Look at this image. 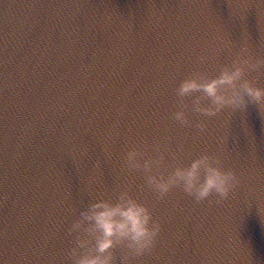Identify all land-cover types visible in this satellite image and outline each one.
<instances>
[{"label": "water", "instance_id": "95a60500", "mask_svg": "<svg viewBox=\"0 0 264 264\" xmlns=\"http://www.w3.org/2000/svg\"><path fill=\"white\" fill-rule=\"evenodd\" d=\"M245 42L264 56V0H0V264H72L79 211L125 189L161 222L133 264H264V112L173 115L179 83ZM156 144L166 165L221 154L241 183L219 203L158 198L125 165Z\"/></svg>", "mask_w": 264, "mask_h": 264}, {"label": "clouds", "instance_id": "9594fccd", "mask_svg": "<svg viewBox=\"0 0 264 264\" xmlns=\"http://www.w3.org/2000/svg\"><path fill=\"white\" fill-rule=\"evenodd\" d=\"M261 74H264V56L256 55L245 42L234 58L220 64L217 74L194 70L179 83L175 90L179 107L173 114L174 119L191 126L190 112L207 117L225 112L230 115L245 110L249 104L264 112ZM189 97L190 104L186 100ZM195 127L205 131L208 125L201 119ZM161 149L162 145L156 144L159 155L153 156L146 155L140 147H133L125 155L127 168L143 169L147 185L158 198L179 187L197 202L215 195V202L219 203L241 183L236 171L224 167L221 154L202 152L186 162L177 159V153L173 152V165H166ZM105 153L111 156L110 146H106ZM142 156L145 158L141 159ZM261 211L264 212V206ZM68 231L75 234L74 246L69 251L72 264H115L117 248L122 253V264H133L134 258L153 252L161 222L154 218L147 204L125 189L115 200L94 199L79 211Z\"/></svg>", "mask_w": 264, "mask_h": 264}]
</instances>
